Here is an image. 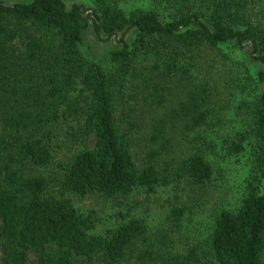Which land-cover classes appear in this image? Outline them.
I'll return each mask as SVG.
<instances>
[{
    "label": "trees",
    "instance_id": "obj_1",
    "mask_svg": "<svg viewBox=\"0 0 264 264\" xmlns=\"http://www.w3.org/2000/svg\"><path fill=\"white\" fill-rule=\"evenodd\" d=\"M85 1L0 0L1 264H264V0ZM90 24L118 38L107 66L82 51ZM66 123L70 151L50 174ZM234 157L238 203L173 252ZM165 186L176 198L154 235L131 212L95 232L96 211L72 197Z\"/></svg>",
    "mask_w": 264,
    "mask_h": 264
},
{
    "label": "rangeland",
    "instance_id": "obj_2",
    "mask_svg": "<svg viewBox=\"0 0 264 264\" xmlns=\"http://www.w3.org/2000/svg\"><path fill=\"white\" fill-rule=\"evenodd\" d=\"M8 3H13L20 0H6ZM83 2V0H68ZM88 8L91 6V1H85ZM127 37L130 39L133 37V33H128ZM118 38L105 39V36L98 35L90 24L85 31V39L81 48L85 55L103 63L106 66L109 65V52L116 46H118ZM229 57L232 62H246L249 64L250 54L249 49H235L234 47L227 48ZM246 56L245 58H242ZM257 65V63H252ZM222 72V65H216L214 68L215 76L218 77ZM70 124L74 122L70 121ZM236 125L231 118L227 119L226 126L229 128ZM67 123L60 125L58 128V135L61 136V140L58 141L56 147L57 157L55 163L48 168L50 174L55 171H61V163L67 159L69 154V145L64 140V134L66 133ZM1 128V124H0ZM244 162L245 157L232 158L228 162L222 161V167L224 168L225 176L219 179L211 188L210 194L206 201H204L199 207L193 209L187 214L184 224V236H173L175 241L173 252L185 253L184 249L187 243L185 238L189 240L190 244L203 240L211 231L212 219L214 208L221 204L227 206H234L238 203V196L243 188L244 179ZM173 186L160 187L156 191L149 193L145 190H140L132 194L127 199H111L101 196L99 194H93L86 197H75V204L83 211L89 212L95 210L99 221L96 227L93 229L95 232H103L109 228L114 227L120 221H123L121 215L131 212L133 215H146L149 216L151 222V232L154 235L159 229L165 225L166 212L169 211L173 205V200L176 198V194L172 188ZM1 243V241H0ZM171 243V242H170ZM2 252L0 248V264H1ZM125 264V263H122Z\"/></svg>",
    "mask_w": 264,
    "mask_h": 264
}]
</instances>
